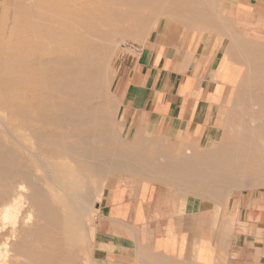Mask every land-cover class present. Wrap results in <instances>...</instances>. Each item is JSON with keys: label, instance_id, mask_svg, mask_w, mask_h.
<instances>
[{"label": "crops", "instance_id": "1", "mask_svg": "<svg viewBox=\"0 0 264 264\" xmlns=\"http://www.w3.org/2000/svg\"><path fill=\"white\" fill-rule=\"evenodd\" d=\"M16 4L0 0V10ZM29 9L22 1L19 10ZM206 10L264 14V0ZM189 16L197 21L178 22ZM184 19L158 23L116 62L113 93L129 146L90 226L95 264H264V191L228 200L213 150L222 142L220 101L232 89L233 110L248 73L264 69V40H243L237 22L201 11ZM229 212L232 229L223 225Z\"/></svg>", "mask_w": 264, "mask_h": 264}, {"label": "bare ground", "instance_id": "2", "mask_svg": "<svg viewBox=\"0 0 264 264\" xmlns=\"http://www.w3.org/2000/svg\"><path fill=\"white\" fill-rule=\"evenodd\" d=\"M156 1H85L94 10L89 21L87 11L90 9L76 10L70 0H59V5L48 11L28 12L31 37L21 41L20 34L16 30L12 32L13 44L7 63L0 59V79L6 72L10 93L28 104L24 107L18 104L14 110L24 120L19 127L29 145H24L23 155H19L15 147L9 151L0 145V264L8 263L10 257L12 262L26 259L25 264H78L79 217L89 205V198L99 192V178L109 168L105 162L94 167L96 180L86 173L88 167L102 157L103 148L91 146V142L109 140L105 130L109 126L97 117L96 106L89 103L100 97L107 86L105 68L115 50L110 38L116 34L117 24L136 18L140 10L159 11ZM38 24L52 26L37 36ZM53 44L54 47L46 49ZM33 46H36L33 53L40 57L30 63L28 57ZM90 46L92 57L86 63L83 58ZM61 50L75 54L76 58L72 61L58 58ZM79 55L81 58H77ZM33 85H39V90L44 92L37 97L30 92ZM48 87L52 95L45 93ZM47 98L56 100L55 104L46 106ZM36 99L40 105L36 110L31 109ZM79 99L87 104L88 110L83 114L77 111ZM235 113L240 115L238 110ZM248 115L260 116V121L253 119L249 125L239 120L229 122L227 130L237 137L223 136L222 142L213 148L218 151V171L224 189L241 190L264 181L261 177L264 174V106L251 110ZM241 133L249 134V141L240 138ZM241 140L247 143L243 158ZM229 167L235 172L244 169L249 175L227 178L224 169ZM211 178L208 176L207 180ZM22 234L33 242L19 244L18 235Z\"/></svg>", "mask_w": 264, "mask_h": 264}, {"label": "rangeland", "instance_id": "3", "mask_svg": "<svg viewBox=\"0 0 264 264\" xmlns=\"http://www.w3.org/2000/svg\"><path fill=\"white\" fill-rule=\"evenodd\" d=\"M22 1L24 0H18V3L21 5ZM42 1L43 2H41V0H26V2L31 5V9L29 10H19L20 5L18 4H16L15 10H0V59L1 60H4L7 63L8 53L11 50V45L13 44L12 32H14V30H16V32L20 34L21 41H24L25 37L32 36L29 33L30 30L29 27L31 21L29 20L28 12L37 9L40 10L43 9L45 11H48L51 8H53V6H56L57 4L59 5V0H42ZM85 1H87V3L88 2L90 3L92 0H70L73 9L75 8L76 10L82 8L83 10L90 9L87 11V17L90 21L94 15L93 14L94 10H91V6L89 4L87 5ZM156 2H157V8L159 7V11H156L155 13H151L150 10H140L137 11L138 16L136 18H133L127 23L122 22L117 24L116 31L118 33L116 32L114 37L110 38L112 40L111 41L112 46L115 47V50L111 59L109 60L107 67L105 68V73H106L105 76L108 80L107 86L105 87V90L102 92L100 97H98L95 100H91V102L89 103L91 105L96 106L95 109L96 108L98 109L97 117L103 119L105 121V124L109 126V127H105V130L107 132V137L109 140L105 141L104 143L103 142L98 143V141L91 142L90 144L91 146H101L103 148L102 152L100 151V156L102 157L98 159L99 161L97 160L94 161V164L88 167L86 173L89 174L92 180H96L97 178L94 176V172H93L94 167L105 162L109 166V168L106 170V172H104L103 176L99 178L100 181L99 192H97L96 194H94L89 198L88 201L89 205L85 206L82 214L79 217V224L81 230L78 237V249H79V252L77 254L78 264H95L91 255L90 226L93 223L94 219L96 218V208L100 200V196L102 194V189L104 187V184L111 175V173L115 170V168L121 162H123L125 153L129 146L127 141L126 130L122 125L121 121L117 117V108L119 105H118V101L116 100L117 98L113 93V82L116 76V62L121 52L125 51L127 48L130 47L132 48L133 46L140 44L143 38L145 37V35L148 32H150L158 23L161 22L166 23L168 21L184 19L186 15H190L191 13L198 11L204 12L207 15V17H212V18L214 17L216 22H219L221 20L223 21L225 18L232 20L235 23L237 22V25L239 26L238 31L241 38H243V40L245 39L251 40L254 38L264 40V14H252L249 13L248 10H240L237 15H232V14H224L223 10H206L207 7L209 8L211 6H218V7L222 6V0H203V1L202 0H157ZM49 4H51L52 6L49 7L48 6ZM74 4L76 5V7L74 6ZM113 8H119V6L113 5ZM51 11L53 12L54 10ZM129 11L132 13L134 12V10H129ZM14 18H18V20L14 21ZM154 19L157 20L155 21ZM194 21H197V19H194L193 16L192 17L189 16L187 17V19L178 22H194ZM128 24L129 26H127ZM51 26L52 24H50V26H47V24H41V25L38 24L37 27L40 28H37L36 31L37 36H39L38 34H40V32H44L45 28ZM119 32L121 33L119 34ZM108 43L110 42H107V44ZM51 47H54V44L52 46H47L46 49L48 48L51 49ZM35 48L36 46L31 47L30 50L31 55H29L28 57L30 63L32 61L33 63L37 62V59L40 57L38 53L35 54L33 53ZM57 56L58 58L68 59L71 61L76 58L75 54H70L67 52V50H63V51L61 50V54H58ZM91 57H92V47L90 46L89 48H86L85 58H83L84 62L88 63ZM77 58H81V55L77 56ZM53 72L55 73L54 70ZM255 80H257V84H255L256 82ZM242 87L244 88H241L242 93L239 95L238 103L237 105L234 106L233 110L229 108L230 103L228 102V98L230 96V90L232 89H228L227 93L224 94L222 100L220 101L223 107V110L220 112L221 115L220 127L223 129L222 137L227 136L229 139H232V137L234 138L237 137L236 133H230L229 129L227 130V127H229L228 124L231 121L239 120L240 122L245 123L247 125H249L250 122L253 121V119L260 121V116H256L255 118H252L248 114L251 110L261 109V107L264 106V69L261 67V70H259L258 73L256 74H254L253 71H250L248 73L247 80L246 82L245 81L243 82ZM30 92L34 93L38 97L40 95V92L43 93L44 91L39 90V85L37 87L33 85ZM51 92H52L51 88L49 87L45 90V93L48 95H52L53 93ZM18 98L19 96L18 97L16 96L15 98L10 93L9 76L5 72L3 78L0 79V117H1L0 134L2 133L0 135V145L4 146L9 151H11L13 147H15L18 150V154L23 155L24 145L25 146L29 145V142L25 141V133L22 131V129H20L21 127H19L20 124H23L24 120L21 119L22 117H18L17 113L15 114L14 107L18 106V104L19 105L21 104L20 106L22 107L27 106L28 104L20 99L18 100ZM38 101L39 99H36V101L31 103L32 106L31 109H35V110L38 109V106L40 105ZM55 101L56 100L54 99L47 98V100L44 101V104L49 107L55 104ZM76 103L79 104L77 111L80 114H83L82 112L88 110L87 104L85 103V101H83V99L77 100ZM10 104H12V106ZM235 109H238L240 113L239 116L238 114L235 115ZM3 127H4V131H6L7 133L3 131ZM46 129H49V127H47ZM239 136L240 138L248 141L251 138L249 134L245 136L241 133ZM262 144H264V141ZM240 145L243 149V151H241L242 153L241 157L243 158L245 154L244 149L246 148L247 143L242 142L241 140ZM210 149L211 148H209L208 150ZM79 170L82 171V169ZM229 171L230 172L232 171V174ZM247 174L249 175V173L245 172L244 169H239V172H235V170L231 169L230 167L224 169V176L227 178L228 176L229 177L233 176L235 178V177L245 176ZM261 177H264V174H262ZM55 189L59 191L58 187H55ZM229 189L230 188L224 190L225 196L228 195V200L232 198L233 194H241L242 191L244 190L248 191L249 189L250 191H253V193L254 192L259 193V191H264V181L260 182L254 187H246L243 188L242 190L240 189L229 190ZM236 222H237L236 214L229 212L227 213V216H225V222L223 224L224 228L227 226L228 223L229 225L231 224L230 227L232 229L233 226L236 224ZM32 242L33 239L29 240V238L25 237L23 234L21 236L18 235L19 244L25 243L29 245L28 243H32ZM26 262L27 260L22 258L17 260V262L16 261L12 262L10 257V261L5 264H25ZM192 264H201V263L198 262ZM212 264H216V263H212ZM219 264H227V262L225 261L224 263H219Z\"/></svg>", "mask_w": 264, "mask_h": 264}]
</instances>
